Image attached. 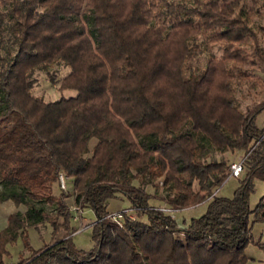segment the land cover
I'll return each mask as SVG.
<instances>
[{"label": "trees", "instance_id": "obj_1", "mask_svg": "<svg viewBox=\"0 0 264 264\" xmlns=\"http://www.w3.org/2000/svg\"><path fill=\"white\" fill-rule=\"evenodd\" d=\"M251 1L0 0V203L25 207L0 231V264L18 237L31 254L13 264H246L250 216L264 221V195L249 202L254 180L264 179V101L242 111L233 79L264 62V50L227 39L204 67L196 61L211 39L264 9ZM53 64L70 68L60 88L75 95L33 94L37 70ZM211 146L252 149L232 197L216 192L231 163L210 159ZM60 172L74 203L95 213L89 250L73 242ZM149 186L166 192L163 206L151 203ZM114 198L137 215L112 219ZM203 202L189 221L160 209ZM40 223L62 233L35 249L27 231Z\"/></svg>", "mask_w": 264, "mask_h": 264}, {"label": "rangeland", "instance_id": "obj_2", "mask_svg": "<svg viewBox=\"0 0 264 264\" xmlns=\"http://www.w3.org/2000/svg\"><path fill=\"white\" fill-rule=\"evenodd\" d=\"M264 3V0H262ZM252 4L251 0H248V5ZM258 9V7H256ZM258 10L254 9V14L251 16V22L246 28L236 29L229 32L222 37H215L211 39L207 45L206 49L201 52L198 57L196 64L200 67L206 65L207 60L211 55L219 56L221 54V44L227 39H245L247 43L241 44L240 46L249 50L252 53L253 46L259 44L264 50V9ZM245 68L248 74L245 76H235L233 79L234 87L236 89V96L238 106L242 111H247L253 108L256 104L264 101V62L257 60L256 63H247ZM70 68L64 65H49L46 69H38L35 77L37 82L33 89V94L43 97L46 101H53L59 99L61 96H72L76 92L70 89H61V81L69 73ZM48 72L55 75V79H50ZM257 124L260 128L264 129V111L261 112L257 117ZM264 135V134H263ZM264 137V136H263ZM260 141V140H259ZM258 141V142H259ZM95 140H91L90 144L93 146ZM252 150V149H251ZM251 150H235L227 151L225 153H220L216 151L212 146L210 148V159L211 158H225L232 163L234 161L244 160L250 155ZM244 170V169H243ZM244 173H241L238 177L231 176L227 178L222 185L217 188V194L223 197H232L235 189L239 186L240 177ZM255 188L250 195V206L254 208L259 202L261 196L264 195V179H255ZM162 184V183H160ZM70 187V180L67 179V189H63L66 194H69L67 202L70 204V209L72 207H78L77 212L72 210L73 218L72 225L76 228L73 232V242L76 247L83 250H89L93 247L92 241V223L96 220L94 211L91 208H85L82 212L81 208L74 203L72 188ZM195 188L200 189L197 183H195ZM56 192L59 193V189L55 188ZM148 191L151 192L153 198L151 203L157 206H163L165 203L164 198L166 192L159 188L156 190L149 186ZM130 202L126 198H114L110 201L109 211L114 213L121 211L125 208H129ZM207 202H203L196 206H190L183 210H178L174 213V216L178 221L182 222L183 219L189 221L193 217H198L206 211ZM23 205H16L12 200H7L0 203V231L7 226L8 216L17 211L24 210ZM47 210H51L50 206H46ZM82 212V213H81ZM137 215V212L133 214V217ZM76 217V218H74ZM145 218V216L143 217ZM254 215L250 216V221L252 223V241L247 245L245 253L248 256L246 264H262L264 258V252L260 248L258 242L264 241V221H255ZM62 232L56 234L52 233V226L49 223H40L36 227H29L27 231V239L29 244L38 249L44 244L52 243ZM9 254L5 256V264H13L21 256L28 257L31 254L30 249L25 248L24 240L22 237L8 245Z\"/></svg>", "mask_w": 264, "mask_h": 264}, {"label": "built area", "instance_id": "obj_3", "mask_svg": "<svg viewBox=\"0 0 264 264\" xmlns=\"http://www.w3.org/2000/svg\"><path fill=\"white\" fill-rule=\"evenodd\" d=\"M243 169H244V160L232 162L231 165H230V174H229L228 178L231 177V176L238 177L243 172ZM58 176H59L60 187L62 189H64V190L67 189V179H68V177L63 172H60ZM77 208L78 207H72V210L74 209V211L77 212V210H78ZM160 209L164 210L166 212H170L172 215L176 211L174 209L167 208V207H161ZM136 211H137V209L126 208V209H123L121 211L110 213L109 216L112 219H114L115 221L121 222V220L123 219L125 214H128L130 217H133V214ZM74 218H76V217H74Z\"/></svg>", "mask_w": 264, "mask_h": 264}]
</instances>
